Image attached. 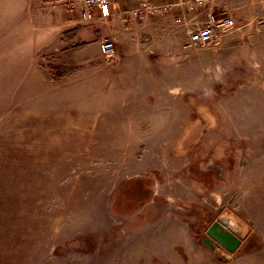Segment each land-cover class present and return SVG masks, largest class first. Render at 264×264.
<instances>
[{
	"label": "rangeland",
	"instance_id": "obj_1",
	"mask_svg": "<svg viewBox=\"0 0 264 264\" xmlns=\"http://www.w3.org/2000/svg\"><path fill=\"white\" fill-rule=\"evenodd\" d=\"M61 1L48 6L65 16L79 14ZM213 4L232 24L215 42L191 47H184L188 30L174 24L172 11L136 19L126 1L112 4L107 18L81 15L82 22L94 20L100 38L71 52L57 38L56 46L34 56L38 82L11 81L26 86L12 95L4 94L10 84L4 75L12 74V31L0 30V264H141L130 252L152 244L136 233L168 213L193 222L187 230L192 253L177 245L181 264L225 259L202 236L232 206L235 172L258 163L264 168V0ZM8 13L12 0H2L0 19ZM106 37L116 49L125 41L135 44L122 46L120 65L107 70L111 77L91 90L87 79L52 90L101 72L100 64L113 59L101 51ZM159 88L171 92L160 91L158 98ZM89 121H95L90 129L61 130L69 135L63 144L51 139L57 122ZM122 140L137 162L121 165L113 158L111 146ZM141 163L147 165L142 172ZM110 168L130 177L118 186L114 178H95ZM143 200H153L154 208L142 207ZM152 264L178 263L162 256Z\"/></svg>",
	"mask_w": 264,
	"mask_h": 264
},
{
	"label": "crops",
	"instance_id": "obj_2",
	"mask_svg": "<svg viewBox=\"0 0 264 264\" xmlns=\"http://www.w3.org/2000/svg\"><path fill=\"white\" fill-rule=\"evenodd\" d=\"M1 1L2 0H0V2ZM58 1L59 0H12V15L8 13L5 18L0 19V30L9 32L12 31V74L4 75L10 81V84H8V92L4 94L12 95V93H16L18 90L21 91L23 90V87H26L22 84L21 86L15 83L13 85V81L30 82L28 84L31 86H34L31 83L38 82V77H41L40 74L36 73L34 70V56L36 57V54L40 52L42 48L46 49L56 46V44L54 43H56L55 41L59 40L57 39L59 37H61L62 42L65 43V48L66 42L63 38V32L65 30L72 29V31H74L73 37L71 39L72 43H75L76 41H84L90 43L100 38L101 31H98L94 28V20L92 19L89 22H82V19L80 17L81 13L78 8L77 10L79 11V14L75 15L74 13L67 12L66 16L62 11L61 14H59L58 12L60 11L49 8V4H52V7H55V4L59 3ZM210 1L213 3V0ZM67 7V11L73 10L75 8L69 6ZM170 11L176 14L177 12H179V9L173 8L169 10V12ZM91 12L94 14L97 13L95 8L92 9ZM93 18H95L94 15ZM37 36L39 38L41 36L38 41ZM126 44L130 47H134L135 45L130 41L118 43L117 49L113 54V59L108 63L100 64V66H102L101 72L88 73L84 76H74L75 78L69 79L66 83H64L65 85H56V87L52 88V90L57 91V89L66 88L67 85L71 86L74 84V82L80 80L82 81L85 79H87L89 82L88 88L91 90L94 87L95 89L98 82L100 83L102 81V78L112 76L111 73L107 70L120 65V50L122 46ZM40 46L41 48H39ZM88 61V64L90 65L96 64L95 60L90 59ZM160 91L161 90L159 88V91L156 93L158 98L161 97V95H158L161 92H163L164 94H169L171 92V88L162 90L161 92ZM163 102L164 105L168 103H166V101ZM44 108L47 111L49 110L48 112H50V109L47 108V106ZM47 111H44L45 117L49 115ZM53 118L57 119L58 116ZM41 119H43V117ZM59 120L62 121L61 118ZM54 121L48 122V120H46L45 122L51 124ZM94 122L95 121H89L83 125L79 122H73L72 124L66 123L65 125H63L64 123L62 122H57L56 129L58 131V134L56 135V137L53 136L52 138H50H56L58 139V142L60 144H63L69 138V135L66 134L65 136H62V133L60 132L61 130H75L77 128H82V126L83 129H90L91 127H93ZM165 125V128L171 127V123H167ZM86 137L87 135L84 133L83 138ZM47 138L49 137L47 136ZM139 141H137L136 146ZM122 142L123 140L121 141V144L117 146H111L113 154H116L118 157L113 158L118 163H121V165H123L122 163L125 160L128 161L130 159L134 162H137L135 158L133 159L134 151L131 153V155H129L124 151ZM145 143L154 144L157 146L161 144V140L157 142L149 140ZM105 161H108V163L110 162L109 159ZM145 165L146 164L141 163V171L139 168H137L136 171H144L145 169H147V165ZM255 167H251L250 169H245L244 167H242L235 172L233 178H230L233 181L235 189L234 199L230 201L232 206L224 208H228L232 213L243 220L248 225L249 230L245 238L240 240L239 247L233 253L231 259H221L220 261L218 260L219 262L216 264H264V168L260 169L259 163L256 164ZM112 169L113 168H110V170H104V172L102 171L99 176L95 178L100 177L101 182H110L114 178L116 179L115 183L118 186L130 177L127 173L122 174L120 172V176L119 174L117 175V173L114 174ZM143 182L148 186L147 182ZM156 190L158 192L159 187ZM226 199H228V197H226ZM148 203H151L154 208L153 200H148L147 202L144 201L141 206L143 207L145 204L148 205ZM191 223L193 222L190 220V218L187 217V215L186 217H183L180 213L178 215L175 214L174 217H172L170 213H168L159 220L152 221L150 223L147 221L146 224L148 225H144L142 229L138 230V233H136V237L142 242L147 241L148 243H151L152 248H147V246L137 248L135 249V251L130 252L129 258H131L133 262L137 260L141 264H152L155 258L157 259L164 256L173 263L175 261L176 263L181 264L183 260L180 253L178 252L177 245H181L186 251L192 253L193 244H195L193 239L189 235H187V230L189 229L188 225ZM197 224L201 225L203 224V222L201 221V223L198 222ZM123 252L125 251H121V253ZM135 257L136 259H134Z\"/></svg>",
	"mask_w": 264,
	"mask_h": 264
},
{
	"label": "built area",
	"instance_id": "obj_3",
	"mask_svg": "<svg viewBox=\"0 0 264 264\" xmlns=\"http://www.w3.org/2000/svg\"><path fill=\"white\" fill-rule=\"evenodd\" d=\"M130 2L129 15L136 19L148 16L164 15L173 8L179 12L174 15L176 25L188 30V39L184 47L204 45L217 40L221 30L232 24L229 16H220L210 0H62L66 6L76 7L83 17H92L95 8L97 15L107 18L110 6L114 3ZM203 15V16H202ZM104 55L114 54L116 42L111 38H103L100 42Z\"/></svg>",
	"mask_w": 264,
	"mask_h": 264
},
{
	"label": "water",
	"instance_id": "obj_4",
	"mask_svg": "<svg viewBox=\"0 0 264 264\" xmlns=\"http://www.w3.org/2000/svg\"><path fill=\"white\" fill-rule=\"evenodd\" d=\"M248 230L249 227L243 220L225 209L207 226L208 236L204 238V242L215 248L221 257L229 260ZM212 240L220 246L213 244Z\"/></svg>",
	"mask_w": 264,
	"mask_h": 264
},
{
	"label": "trees",
	"instance_id": "obj_5",
	"mask_svg": "<svg viewBox=\"0 0 264 264\" xmlns=\"http://www.w3.org/2000/svg\"><path fill=\"white\" fill-rule=\"evenodd\" d=\"M73 33H74V31H72V29H70V30L68 29V30H65L63 32V38H64L65 42L67 41L66 47L64 48L65 52H71L72 50L77 49V48H82L87 44V42H84V41H76L75 43H72L71 39L73 37ZM43 56L44 55H42V57ZM55 75L56 76L57 75L62 76L63 74L61 75V70L57 69V70H55ZM128 184H130V183H128ZM122 189H124V191H125L126 186Z\"/></svg>",
	"mask_w": 264,
	"mask_h": 264
},
{
	"label": "flooded vegetation",
	"instance_id": "obj_6",
	"mask_svg": "<svg viewBox=\"0 0 264 264\" xmlns=\"http://www.w3.org/2000/svg\"><path fill=\"white\" fill-rule=\"evenodd\" d=\"M217 145V144H216ZM214 146V145H213ZM218 165V164H216ZM216 165L212 164V167L213 169H216L215 167H217ZM211 167V166H210ZM149 187H151V190H152V185H149ZM205 218L207 219L208 218V213L206 214ZM205 220V219H204Z\"/></svg>",
	"mask_w": 264,
	"mask_h": 264
}]
</instances>
